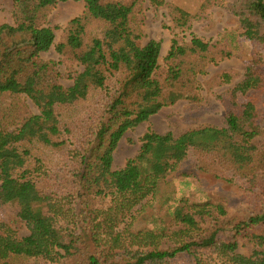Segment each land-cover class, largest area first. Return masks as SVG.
Listing matches in <instances>:
<instances>
[{"label": "trees", "instance_id": "obj_1", "mask_svg": "<svg viewBox=\"0 0 264 264\" xmlns=\"http://www.w3.org/2000/svg\"><path fill=\"white\" fill-rule=\"evenodd\" d=\"M65 1L13 0V23L0 25V209L10 220L0 225V264H264V0L228 5L237 42L249 48L224 126L177 136L148 130L117 169L113 154L126 131L163 107L199 100L198 77L236 53L222 37L191 33L172 38L160 63V41L141 43L145 0H83L55 44L61 62L79 67L64 86L57 63L41 53L54 43L49 16ZM148 3L155 12L170 5ZM188 163L235 185L244 212L184 194L166 207L163 245L137 247L134 220ZM122 202L129 221L120 227ZM19 225L26 235H17ZM99 234L114 240L110 260L93 250Z\"/></svg>", "mask_w": 264, "mask_h": 264}, {"label": "rangeland", "instance_id": "obj_2", "mask_svg": "<svg viewBox=\"0 0 264 264\" xmlns=\"http://www.w3.org/2000/svg\"><path fill=\"white\" fill-rule=\"evenodd\" d=\"M13 0H0V25L12 24L11 8ZM170 5H164L157 12L153 11L144 1L145 17L141 43L151 39L160 41V63L166 55L171 39L174 37L189 38L191 33L206 40L222 37L229 48L236 55L226 58L216 64H210L206 73L198 77L200 89L199 100L191 102L183 99L171 106L161 108L147 121L125 132L120 139L114 154L113 168L124 165L126 160L134 156L141 144V137L148 130L159 133L171 132L180 135L190 129L203 126H224L225 104L228 101L232 87L243 76L246 53L249 48L246 42H237L235 19L229 11L228 5L235 0H167ZM207 7L202 9V5ZM84 9L83 0H68L60 2L49 16V25L54 27V43L49 50L41 53L45 60L56 62L60 70L59 82L68 86L72 79L69 72L76 68L61 62V57L55 49V44L61 37L63 27L73 17L81 15ZM202 9V13L197 15ZM191 22L183 25V21ZM179 23L181 25H179ZM235 40H234V37ZM33 109H35L33 107ZM238 188L224 179L216 178L211 174L203 173L192 167L190 163L174 170L169 178L163 182L156 196L152 209L144 212V218L139 216L134 220L141 231L137 239V247L147 248L163 245L158 229L167 220L166 207L174 204L184 194L198 196H213L224 199L234 213H243V204L237 195ZM130 205L122 202L116 209V218L120 227L129 221L127 212ZM0 225H10L9 217L4 208L0 209ZM18 236L28 233L24 225L16 227ZM93 250L102 260H110L116 251V245L109 234H99L92 243Z\"/></svg>", "mask_w": 264, "mask_h": 264}]
</instances>
